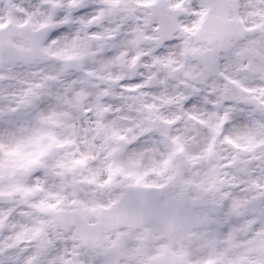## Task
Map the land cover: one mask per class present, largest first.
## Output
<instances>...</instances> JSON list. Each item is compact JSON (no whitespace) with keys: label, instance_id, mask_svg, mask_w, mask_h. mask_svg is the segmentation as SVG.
<instances>
[{"label":"snow or ice","instance_id":"obj_1","mask_svg":"<svg viewBox=\"0 0 264 264\" xmlns=\"http://www.w3.org/2000/svg\"><path fill=\"white\" fill-rule=\"evenodd\" d=\"M0 264H264V0H0Z\"/></svg>","mask_w":264,"mask_h":264},{"label":"clouds","instance_id":"obj_2","mask_svg":"<svg viewBox=\"0 0 264 264\" xmlns=\"http://www.w3.org/2000/svg\"><path fill=\"white\" fill-rule=\"evenodd\" d=\"M97 143H99V141H97ZM221 147H223V146H221ZM95 165H96V162L93 161V162H92V166H95Z\"/></svg>","mask_w":264,"mask_h":264}]
</instances>
